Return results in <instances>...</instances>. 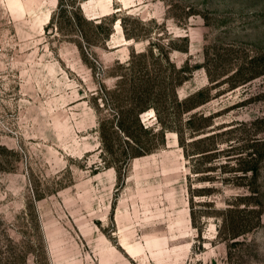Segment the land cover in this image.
Here are the masks:
<instances>
[{
  "label": "rangeland",
  "instance_id": "rangeland-1",
  "mask_svg": "<svg viewBox=\"0 0 264 264\" xmlns=\"http://www.w3.org/2000/svg\"><path fill=\"white\" fill-rule=\"evenodd\" d=\"M166 53L209 100L130 158L120 110ZM0 145V264H264V0H0Z\"/></svg>",
  "mask_w": 264,
  "mask_h": 264
},
{
  "label": "trees",
  "instance_id": "trees-1",
  "mask_svg": "<svg viewBox=\"0 0 264 264\" xmlns=\"http://www.w3.org/2000/svg\"><path fill=\"white\" fill-rule=\"evenodd\" d=\"M59 1L60 3L62 2V0H59ZM72 17L73 18L75 17L73 12H72ZM88 23L94 24L95 22L91 21ZM102 24H103V19L98 21L96 23V26L101 27ZM81 36L84 40H87V41L89 40V37L87 36V34L82 33ZM126 36L129 38L133 37V36H130L129 33H127ZM179 39L185 41V45L179 46L176 44L175 39H171L169 40V44L171 46L170 48L179 49L182 51H188L189 40L187 36L180 37ZM150 51L152 50L150 49ZM166 54H167L166 56L167 63L171 66V70H173L172 71L173 73L171 72L172 73L171 76L167 74V79L169 80L165 82L161 74H158V73L155 74L153 72H146L144 69L140 70V72L145 71L147 77H143V76L133 77L132 80H133V85H134L135 101L132 104V106L128 108L127 110H120V116L118 118V122L116 126L121 131V133H123L124 136H128V139L124 140V143H125L124 146L127 150L131 151L130 158H137L145 154L151 153L152 152L151 147L153 145L152 143H154V138H159L161 143L165 144L166 143L165 134L167 131L179 132L177 127L168 125L165 122H163L162 116H161L162 106L169 103L170 106L172 108H176L177 111L187 112L209 100L210 95H209L208 89H199L196 92L192 93L191 95L185 97L184 99L179 98L176 88H175L176 85H174L172 90L170 89L169 84L173 83V81H175L176 78L179 79L178 84L181 83L182 81L187 80L189 74L186 71L191 72V70L195 68L196 66H193L190 68L188 62H186L184 65L178 67L173 62H171L168 53ZM140 55L143 56L144 58L147 56L146 53H142ZM206 67L209 71L208 65ZM157 70L159 71L162 69L159 66H154L153 71L156 72ZM152 73L155 74L153 77L150 76V74ZM256 75L257 74H253L247 79L245 78L246 79L245 81H248L256 77ZM137 78H138V82L136 81ZM156 86H159V88L156 89L155 88ZM108 93L110 97L112 98V95L115 96L116 91L112 90V91H108ZM148 108H153L158 114V117L160 118V122H162V127L160 130L155 131L154 128L145 126V124L142 122L140 114L143 111L147 110ZM101 134L102 136L104 135L103 129H102ZM140 136H153V137L144 139V138H141ZM103 141H105L104 138H103ZM0 147L2 146L0 145ZM106 163H108L109 167L116 166V164L112 161L111 162L108 161ZM253 211L257 212L258 214L257 221L258 223H260L262 214L256 208H254ZM238 235H239L238 233L234 234V238H236ZM43 251L46 254V250H44V248H43ZM23 264H26V262H24Z\"/></svg>",
  "mask_w": 264,
  "mask_h": 264
}]
</instances>
